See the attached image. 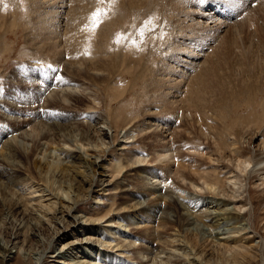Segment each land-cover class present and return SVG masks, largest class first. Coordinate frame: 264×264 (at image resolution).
<instances>
[{"label": "bare ground", "instance_id": "6f19581e", "mask_svg": "<svg viewBox=\"0 0 264 264\" xmlns=\"http://www.w3.org/2000/svg\"><path fill=\"white\" fill-rule=\"evenodd\" d=\"M84 1L85 0H71L70 3H67L68 1L65 2L64 0H59L58 2H56L55 0H29V3H31V8L35 7L37 9L40 6L46 9V11H43L44 13L39 16L40 18L37 17L36 19L35 17H32L31 15H29L30 21H27V23H25V25H29L30 29L31 27L33 28L32 31L30 32L27 31V34H30L32 36V38L30 39L31 46H32V52L34 53L36 52V54L37 52L45 53L44 56L50 57V59H45V61L29 62L30 64L29 63L28 64L32 67L31 71L35 72L38 69L37 66L39 62L41 63L45 62L46 65L50 64L58 68L59 69L58 74L60 77L62 76L63 71L65 69L66 73L69 76L64 75V77L65 78L70 77L71 83L73 84V85H69L67 83L64 84L65 82H61L59 81V79H52L51 81H46L45 80L47 78L45 77L46 72H43L41 74V76H43L44 79L40 78L39 83H38L36 79L37 77H34L37 74L34 73L33 74L34 76L29 74L30 76H28V78L31 82L30 84L33 85V88H35L34 89L36 93L35 95L41 98L39 99V101H42L41 104L44 102L49 104L50 101H56L62 107L67 106L65 107V109L66 108L69 109L70 107H72V103L75 102V100H77L78 98H82L84 101L90 100L92 104V108H86L87 110H85L86 112H89V115L87 113V115L89 116L88 118L85 114L86 112L83 110L84 111L83 114H85L86 117L82 115V117H84L85 119H83V121L80 120L79 123L77 122L78 119L77 121L74 120L73 117L75 115L71 116L73 114V111H76V110L72 111L70 109L71 110L70 112H72L71 115L69 114V115L64 116L58 112L53 113L50 116L48 115L47 124H49L48 122H51L53 123V127L54 126L55 127L54 128L45 127V129L44 128L41 129L43 121L38 122L39 121L38 120L35 123L33 120H31L32 119L31 117L30 119L29 117H25L24 115L23 116L25 118L21 120L20 116L12 117L10 116V114L6 112H2L0 110V119L3 121V123L4 122H8V123L14 122L18 125V127H16L15 129H9L6 127V125H3L5 126L4 132L0 134V163L2 164V166H0V204H2L1 207H3L4 204L8 205V208L5 207L6 205L3 207L6 213L5 216L7 215V217H12V215L14 216V213H16L21 218L20 219L22 220L21 223H24L23 221L33 218L34 220L37 221L36 223L38 224L37 231H39V229H41L39 227H42V226L47 227V228L48 226L50 227L51 223H54L55 225L54 224L52 225L56 227V228H51L50 230L48 229V231L55 229L53 231V234L49 237V239H45V240L38 239L40 240L38 243L40 245L42 244L44 245H42V248H40V250H37V251L36 249L38 248L36 249L33 248V250H35L36 252H33L30 249H26L24 244L21 245L22 244L21 240H23L21 230L24 228V227L22 228V226L24 225L15 224L14 228L16 229V231L15 233L11 235L10 240L5 239L6 240L5 241L3 239L4 238L2 235L3 233L2 234L0 233V264H10L11 261L14 260L15 256L13 254L15 253L14 251L15 249L16 250L19 249L17 255H18L19 260L22 261L23 264H148L151 261L147 263V260H145L147 259V254L148 255L154 254L153 252H155V250L156 252L159 251L160 253L162 251L164 252V250H170L172 249V247L173 248L174 247L177 248L179 246L183 247L182 236H184L183 231H184V226L186 224L185 223L186 218L184 221L180 220L177 223H173V224L172 223L169 224L167 221L165 222V221L160 220L162 222L159 225L157 224L153 227L152 226L150 227L151 222L147 221V205L144 206L143 203L140 204L139 202H138V206L139 207L141 206L139 210L137 209V207L129 206L126 204H124L126 205L124 206L122 204L118 206L117 209L115 208V210L112 209L111 207L110 210H108L106 213H102L100 211L101 206L104 207L107 204L106 201L108 202L110 196H112L111 194L114 191L117 192L115 193V195L119 194L118 192L124 195L125 194L128 195L131 193L130 195L133 197L147 198V133L148 134L152 133L151 137L154 139V143H156L155 153L158 152L156 154L157 157H154L155 160L153 161L158 162L161 160H165L167 162L166 165H169L168 164L169 162L176 160L175 158L176 153L172 150L173 148L170 147L172 145L171 143L172 137L176 134L182 133L183 129L174 128V131H171L169 133L167 131H164V129H161L160 125L158 126L157 124L156 125L154 124V120L157 117V115L158 116L160 115L159 110L163 106V103L160 104L159 100H157L156 98V97H159L157 93L159 91L158 86L161 90L160 92L165 91V93L164 92L162 93L163 97L165 96V102H166V97H169V95L173 91L170 87L173 80L170 79L171 77L169 78L163 77L162 76L163 74L159 75V77L157 76L156 78V82H157L156 90L150 89L153 85L152 83H156L154 81L155 79L151 78L153 76L150 77V80L152 79L151 81L146 82L145 78H144L145 81L142 80L144 81V83L146 82V84H144L143 86L142 96L140 95L143 99L140 105V117H141L140 120L137 119V117H139L137 116V114L134 117L132 116L133 118L128 113L127 115L126 112H123L124 110L122 111V109L120 108V105L119 107L113 109V111L109 112V114L108 113L102 114L99 111V107L101 106V103L100 101H98L97 93L101 91L102 87H106V92H109L110 94L113 93L115 97L118 96L116 95V93L118 94L119 90L115 86H116V77L118 76L119 72L120 73L127 72L128 74L133 76V74H135L138 71L140 75H147V62H148L147 60V55H148L147 54V36L145 38H142V40L140 41V43H138L137 46H133L131 43H128L125 41H123L124 42L123 43L122 42L123 39L120 41L119 44H117L115 43L116 35L112 31V27L114 25H117L118 21H124V23L127 24V30L125 31V33L127 34L135 33L136 26L138 25L139 19L145 20L144 17L146 18L147 16V13H146L147 11L144 10L147 8L146 7L147 0H127V1L126 0L125 1L116 0V2L113 4L104 5V7H106L109 10L108 15L104 17V22L100 24V26L94 32H91L85 28V25L89 23V17L91 16V14H90L89 5L87 3L83 4ZM26 2H28V0ZM144 5L146 8L143 7ZM202 6L203 8H206V4H202ZM67 7H69V10L67 11V16L66 15H65L66 17L62 16V14L65 13V10L67 9ZM181 7L179 6V8ZM36 9L32 11L37 12ZM165 10L166 9L164 6H162V8L159 9V11L161 12V15L162 13L166 12ZM16 11L18 10L16 9ZM215 11L216 12L211 15L216 20H218L219 22L223 24L230 25V22L232 21L230 14L225 12L223 9H218ZM143 12L146 13V16L144 15ZM189 12H186L185 9H183V12L182 11L180 12L182 13L180 17L184 18L182 20L184 24L187 19V21H189V25L194 26V28L201 27L203 29L207 28V30L212 31V32H219L218 28L221 26H216L212 23L208 24V21H209L208 18H202L196 12H191V13ZM54 15L58 16L61 23H63L67 18L66 21L68 25H67V29L65 30L64 34L62 33L59 35L57 31L59 35L58 37L60 38V39L58 38V40L62 41L63 43H60L58 46L56 44H53V45H56L57 50L52 52L51 50L55 46H53L52 48H49L51 44L49 43L50 42L49 40H52V37L54 38L53 36L54 34H51V33H53L55 30L52 29L53 27H50V25L52 24H48L46 22L42 24L43 23L42 18L44 16L46 18L47 17L50 18L47 21L51 23L53 21L54 22L56 21L55 20L56 18L54 17ZM39 19H41L39 22H34L35 20L37 21ZM174 21H173V24L169 23V21H166V24H167L166 26L172 27L171 24L174 25ZM25 29L28 30L29 28H25ZM180 30H181L182 36L181 37L178 36L175 43L172 42L173 41V38H172V41L170 42L174 43L173 45L175 46V48L174 46L170 45V49L173 48V51L179 50V52L180 50H182V52L184 53V55L182 56H185L188 58L193 56L197 58L200 54L193 51L194 49L192 47L193 44L191 45H188L189 43L185 44L186 40L188 41L189 39L193 37L187 36L184 33H182L183 29H180ZM42 37H44L45 39H43ZM61 38L63 40H61ZM178 39L180 40L184 39L185 41H180ZM52 43H56V42H52ZM164 43L163 45L167 46ZM44 44H48V45L45 46ZM188 47H190V51L192 49V51L194 52L193 54L188 55V51H189ZM233 47L234 46H231L230 48L233 49ZM222 48L223 47H220L218 50L213 51L211 54H208L209 57H207L208 55L206 57L209 59L205 60L199 68L196 67V71L193 73L194 74L193 79L191 78L192 82L190 80V83L187 84V87H185L184 91L182 92V94L187 95L188 105L190 104L193 107L194 102L198 101L199 106L201 107L202 110L206 108L208 109L207 105L206 106L201 105L206 99L204 98L203 100L202 99L203 96L200 97L201 96L200 94L203 93L207 85L209 86V89L212 87V84H211L212 82L210 81L211 79L209 78V76L213 74L215 75L214 73L215 64L213 65L212 61L216 58V54H217L216 52L221 50ZM158 53H159V50H158ZM167 58H168V61H172L177 64H179L182 61L181 58L173 59L169 55L167 56ZM154 60H156V58H154ZM179 66H181V64ZM60 68L62 70H60ZM150 70L149 72L152 71ZM167 71L168 70H166V72ZM172 72L174 75H177L176 74L177 70L172 69ZM153 73L151 72V75ZM261 76L263 79V74H261ZM261 76L258 75V76H253L251 78L249 77V80L248 78L247 80L248 82H250L252 78L255 80L261 79ZM216 79H217L218 84L223 88V91L225 92V97H224L225 99H218L216 101V104H213V105L210 102L211 103L210 107L217 114H218V110H219V114H220V111L222 110L228 111L231 114L232 109L228 108L230 103L232 102L230 99L232 98L233 100L234 96L238 97L237 95L239 93H237L238 91L236 92V90L235 91L233 90L234 88L233 86H232L233 88L228 89V87L225 86L226 84L225 85L223 84V81L225 82L226 79L219 77V76H217ZM44 80H45V85H47V87L49 86L47 82H50V84L53 82V84L50 87L51 89L49 88L50 90L47 89V87L46 88L41 87ZM183 81L184 80H182L181 82ZM148 82H151V83H148ZM69 83H70V80H69ZM256 83L257 82L255 81L254 84L252 85L249 84L250 86L248 85L247 88L243 92H247L249 95H253L258 90L259 93H264V91L262 92V90H264V85H262L260 88V85ZM240 86L242 85L240 84ZM251 97L254 98L255 95ZM228 101L230 103H228ZM50 103H53V102H50ZM172 104L174 106H178L179 102L177 100L176 101L174 100ZM43 105L45 106V104ZM74 105L75 104H73V108H74ZM147 105L151 106L148 110H147ZM160 105L162 106L160 107ZM168 105L170 107H173V105H171L170 102L168 103ZM262 105L264 106V102ZM82 106H78V107L80 108ZM164 106H165V103H164ZM31 107L33 108L35 106H31ZM64 107H63V110H64ZM211 108H209V110ZM230 108H233V107L230 106ZM225 111L223 112V114H225ZM133 112H136V110ZM77 114H80V113L77 112ZM175 115H173L174 118L176 117ZM147 119L150 121V123L149 121L147 123ZM63 121H70L69 127L65 125V123L61 125ZM234 121H233L234 125L232 124V122L230 124H232V126L237 128L239 133H241V124H240L241 122L238 123L236 122V120ZM258 122H259V119L253 122L257 125L255 128L258 127V124H257ZM79 124H81V128L78 127ZM225 129H228V128L225 127ZM225 129L224 131H226ZM229 129L227 130V133L229 132ZM39 130L42 131V134L39 133ZM232 132H231L232 134L236 133L234 131ZM217 135H220V134H217ZM226 136H228V134L225 135V137ZM34 138H37V140H35ZM234 139L235 138H233V140ZM52 140H54L55 142L58 141L57 143L59 146L55 142L54 143L57 145L55 147L59 148L58 153L59 152L60 153L59 154L57 153L54 156H50V154L52 153L49 152L50 154L47 155V157H45V154L42 153L43 147L48 145L49 142ZM229 140L231 139L229 138ZM256 141L258 142V144H256L257 146L255 145ZM230 145L233 146V148L231 147L233 149V152L231 154V160H228L229 162L228 166L231 168H235V167L238 168V170L243 172L248 177L247 180L249 179V177L250 178L254 177L253 181H255L256 178H258L259 181L263 182L264 181V135L261 134V132H256L255 141L250 143L246 147L243 146V143H239L237 140H234L233 143H231ZM235 145H237V147H235ZM252 145H254V148L252 147ZM143 148H146V149H143ZM20 157L21 158L28 157L29 159L31 160L33 159L35 162H38L39 164H42V163L46 164L45 162H47L48 166L47 164L43 165V166H46L45 167L46 173H43L44 176L37 177V178L44 177L43 179H46V181L44 182L43 180L42 182L43 184L47 182L46 183L47 187L48 185H51L49 183L48 178L50 179L52 178L53 180L51 179L50 182L52 181L53 182L52 184H55L56 186H57L56 182L59 184L64 183V185L66 186V189L68 188L67 189L68 191L64 192L63 191L64 187L62 188L60 187V185H59L60 187L59 189L62 188L63 190L61 189L59 191L58 190L56 191L55 189L51 190V188L54 187V186L52 187V185L50 187L51 191L50 190L46 191L43 188L44 185H39V186L37 184L33 185V182L32 183L29 182L30 181L28 179L29 177H27L26 175L25 177L24 174L22 175V173L19 172L20 171L19 164L16 163L15 160L19 161ZM106 157H109L110 160L103 161V158H106ZM206 157L208 156L206 155ZM223 159L221 161H223ZM210 162L212 163V160ZM124 165L125 166L127 165L126 166L127 169L129 168L132 169L133 168L132 166H134L135 169H137L138 173L142 174L140 175V178L142 180L143 186L138 187V188L135 187V185L137 184L135 183L134 185L133 183L134 180H137V176L135 174H134L135 176L133 175L134 176L133 178L131 175L129 179L127 177L129 173L128 174L126 173L125 177H121L122 172H124L125 170ZM178 165L180 166V164ZM41 168L43 169V167ZM223 169L225 170L226 168H223ZM42 172H44V170L43 171L41 170V172L39 171L40 174ZM195 172L198 173V171H195ZM229 174L230 173H228V175ZM230 176L232 175L230 174ZM41 180H39V183L41 182ZM65 181H67V183H65ZM228 183L233 184L234 186H238L240 189L244 188L243 183H240L237 175H233L228 180ZM105 184L107 185L106 187H104ZM210 184H207V185L209 187H215L214 185L215 183L214 184L212 183V185ZM99 187L101 188L103 187V188L100 189ZM99 191H104V192L110 191V193H107L101 196L99 195L100 193ZM68 192H70L71 195H69ZM82 193H85V195ZM92 193L98 194L97 196L98 200H95V204L97 206L95 208L96 210L93 213V215L95 216L99 215V212H101L102 216L100 218H97V217L93 218L90 216L91 214L89 215L90 216L89 217L85 215L82 209L80 208L81 205H83L84 202H86L89 199V196ZM258 193H260L259 190H258ZM200 199L201 198L197 196L196 194H192L191 196L183 197L182 199H180L179 205H180L181 210L183 211V214H185V211L190 212L189 211L190 205H192V203H194L196 200L198 201ZM220 200L223 201L224 203V205L222 204L223 206H221L220 203L216 204L214 206H211L209 208V211L208 210L206 211L205 216H202V214H200V216L203 217L201 219L204 222V224L211 225L214 222H216L215 220L218 221V220L224 219L223 217L225 215H233L236 217L238 216V214L233 212L234 209H232L230 206L232 202L226 200L221 195H220ZM263 201L260 200V202H263ZM114 205L115 204H113V206ZM0 211H1V208H0ZM0 215L2 216L1 212H0ZM197 216L200 217L199 215ZM10 220H12V218ZM220 224L221 223L219 222V225ZM27 226H28V223H27ZM5 227L7 228V225ZM31 228H29V230ZM115 229H117L118 231L112 234L107 233L108 230H115ZM23 233H24V229H23ZM186 233H187V230H186ZM233 233L235 232L233 231ZM112 235L115 237H112ZM185 236H186L187 241L191 244V245L189 244V247L190 246L191 248L193 247L198 252V254L201 255L203 260H205L208 257L213 256V253L208 249V247L196 241L194 239L195 237L191 238L190 237L191 235L190 236L185 235ZM124 237L126 238V240H122V238ZM186 239L183 238L184 241ZM231 253L232 254L229 255V258L232 257L231 259H233V256L234 257H236L237 255L241 256L240 253L238 252L233 251ZM223 257H225V255ZM135 259H137L138 261ZM192 260H193L192 262H188L186 264H194V262L198 261L199 259L197 260V258H194ZM168 261L169 260H166V262ZM168 264H172V263H168Z\"/></svg>", "mask_w": 264, "mask_h": 264}, {"label": "rangeland", "instance_id": "374dc122", "mask_svg": "<svg viewBox=\"0 0 264 264\" xmlns=\"http://www.w3.org/2000/svg\"><path fill=\"white\" fill-rule=\"evenodd\" d=\"M26 1L27 0H23V2H21V0H14V1L3 0L2 2H0V44H1L0 45V110L2 112H6L10 114V116L12 117L20 116L21 120H23L25 117H29V118L31 117L32 119L31 118L30 119L33 120L35 123L38 120H39L38 122L43 121L44 123L42 122L41 129L43 128L45 129V127L46 128L55 127V126L53 127V123L51 122H48L50 125L47 124L48 115L50 116L51 114L56 113V112L64 116L69 115V114L71 115L72 112L70 111L76 110V111H73V114L71 116L75 115L73 118L76 121L78 119L77 122L79 123L80 120L83 121V119H85L84 117L86 116L87 118L89 117L88 116L89 112H86L85 110H87L86 108H92V104L90 100L84 101L82 98H78L77 100H75V102L72 103V107H70L69 109L68 108L65 109V107L67 106L65 107L63 106L64 107V110H63V107L56 101H50L53 103H50L48 101L49 104L46 102L41 104L42 101H39V99L41 98L35 95L36 94L34 90L35 88H33V85L30 84L31 82L28 76L30 75L34 76L33 75L34 73L37 74L34 77H37L36 79L39 83V79L43 78L41 74L45 72L44 69L46 68L47 65L45 64V62H42V63L39 62L37 66L38 69L35 72L34 71L32 72L31 71L32 67L29 65L30 64L29 62L45 61V59H50V57L44 56L45 53L37 52L36 54V52L35 53L32 52V46H31V41H30L32 36L30 34H27V31L30 32L33 30V28L31 27L30 29L29 25H25L27 21H30L29 15H31L32 17H35L36 19L37 17L40 18L39 16L43 14L44 13L43 11H46V9L40 6L37 9L35 7L31 8V3H29V0L28 2ZM55 1L58 2L59 0H55ZM64 1L65 2L68 1L67 3H70L71 0H64ZM85 3H87L90 7V14L94 12L95 9L97 8L96 0H85L83 4ZM202 4H206V8H203ZM162 6L165 7L166 12L162 13L161 15V12L159 11V9L162 8ZM179 6L180 7L182 6V7L179 8ZM69 7H67V9L65 10V13L62 14V16H65V15L67 16V11L69 10ZM143 7H145V5ZM146 7H145L146 9L144 10L147 11L146 12L147 16H146V13H144L145 12L144 11L143 13L146 16V18L144 17L145 20L139 19V22L136 28L139 27L141 23L146 21L147 19L151 17H156L155 24L153 25V27H156V31L154 34H149L147 36V54H148L147 55V60H148L147 75H140L138 71L135 74H133V76L128 74L127 72H121V73L119 72L118 76L116 77V86H115L119 90V93L118 94L116 93V95L118 96L115 97L113 93L110 94L109 92H106V87H102L101 91L97 93L98 101H100L101 103V106L99 107V111L102 114L104 113L109 114V112L113 111V109L119 107L120 105V108L122 109V111L124 110L123 112H126V114L128 113L131 117L132 116L134 117L137 114V116H139L137 117V119L140 120L141 119L140 105L143 101L141 97L143 94V90H142L143 86L144 84H146L147 81L152 80V79L150 80L151 76H153L151 78L155 79L154 81L156 82L157 76L159 77V75L163 74L162 75L163 77L165 78L171 77L170 79L173 80V82L171 83V85L173 86L170 85L173 91L171 92L169 97H166V102H165V96L163 97V94H162L163 92L165 93V91L160 92L161 90L158 86L159 91L157 93L160 98L159 97H156V98L157 100H159L160 104L163 103V106L160 105V107L162 106L160 110L158 109L160 117L157 115V117L154 120V124L155 125L157 124L158 126L160 125L161 129H164V131H167L169 133L171 131H174V128L183 129L182 130L183 132L176 134L172 137V140H171L172 145L170 147H172L173 149L172 148L170 149H172L177 155L175 154L176 160L169 162L168 163L169 165H166L167 162L165 160H161L158 162L153 161L155 160L154 157H157L156 154L158 152L155 153L156 143H154V139L151 137L152 133H149V134L147 133V198L133 197L130 195L131 193L128 195L126 194L124 195L118 192L119 194L115 195V193L117 192L114 191L111 194L112 196H110L108 202L106 201L107 204L104 207L101 206L100 211L102 213H106L108 210H110L111 207L112 209L115 210V208L117 209L118 206L122 204L137 207V209L139 210L141 208V206L140 207L138 206V202H139L140 204L143 203L144 206L147 205V221L151 222L150 227L151 226L153 227L157 224L159 225L162 221H165V222L167 221L169 224L170 223L173 224V223H177L180 220L184 221L186 218L185 220L186 224L184 226L185 232L183 231L184 236H182L183 247L182 246H179L180 248L172 247V249L170 250H164V252L163 251L160 252L162 256L160 255L159 251L156 252L155 250V252H153L154 254H151V255L147 254V259L145 260H147V263L151 261L148 264H166V263L167 264L168 263L186 264L188 262H192L193 261L192 259L194 258H197V260L199 259L198 261H195L194 264H199V263L200 264H204V263L205 264H219V263L220 264H224V263L225 264L227 263L228 264H264V204H263L264 202L263 201L264 200V192H263L264 191V181L261 182L258 180V178H256L255 181H253L254 177H251V178L249 177V179L247 180L248 177L243 172L238 170V168L236 167L231 168L228 166V163H229L228 160H231V154L233 152V149H232L233 146H231L230 144L233 143L234 140H237L239 143H243V146L246 147L250 143L255 141L256 132H261V134L264 135V112H263L264 106L262 105L264 102V93H259V91L257 90L256 92L257 94L254 93L253 95H255V97L252 98L251 96L253 95H249L247 92H243L249 84L252 85L255 83V81L257 82L256 84L260 85V88L262 85H264V69H263L264 68V47H263L264 46V0H179V1L178 0H175V1L174 0H147ZM16 9L18 11H16ZM35 9L37 10V12L32 11ZM183 9H185L186 12L190 11L189 13L196 12L202 18H208L209 19L208 24L212 23L216 26H221L218 28L219 32H212V31L207 30V28L203 29L201 27L194 28V26L189 25V21H187V19L184 24L182 22L184 18L180 17L182 14L180 12L181 11L183 12ZM218 9H223L225 12L231 15L232 21L230 22V25H226V24L219 22L211 15V14H214L216 12L215 10H218ZM44 17L42 18L43 23L42 22L40 23L44 24L46 22L48 24H52L50 25V27H53L52 29L55 30V31L53 30L54 32L51 33V34H54L53 35L54 38L52 37V40H49L50 41L49 43L52 44V46L50 44L49 48H52L53 46H55L51 50L52 52H54L55 50H57L56 45L58 46L60 43H63L62 41L58 40L59 38L58 36L62 33L63 34L65 33V30L67 29V25H68L66 21L67 18L63 23H61L58 16L54 15V17L56 18L55 19L56 21L49 23L47 20H49L50 18L47 17L48 18L47 19L46 17L45 18ZM40 20L41 19L37 21L35 20L34 22H39ZM166 21H169V23H172V24L174 21V25L171 24L172 27L168 26L169 27L168 28L166 26L167 25ZM25 28H29V29L26 30ZM180 29H183L182 33H184L185 35L193 37L189 39L188 41L186 40L185 44L187 43H189L188 45L193 44L192 45V47L194 48L193 51L200 54L197 58L193 56L188 58V57L182 56L184 55L182 50H180L179 52V50L173 51V48H171L172 50L170 49V45L174 46L173 44L175 43L177 37L182 36ZM126 30H127V24H125L124 21H118V24L112 27V31L115 35H117L118 33H125ZM42 38L45 39L44 37ZM172 38H173V41H172ZM61 40L63 39L61 38ZM123 41L127 42L124 39L122 40V42ZM170 41L174 43H171ZM180 41H185V40L183 39ZM52 42H56V43H52ZM163 43L166 44L167 46L163 45ZM48 44H44V45L46 46ZM53 44H56V45H53ZM231 46H234L233 49L230 48ZM220 47H223V48L216 52L217 53L216 58L212 61L213 65L215 64V68H214L215 75L213 74L209 76V78L211 79L210 81L212 82L211 83L212 89L211 88L209 89V86L207 85L203 93L200 94L201 95L200 97L203 96L202 99L204 100L205 98L206 100L204 102L207 103L206 104L203 102V104L205 105L203 104L201 105L202 106L207 105L208 109L206 108L207 110L206 109L202 110L201 107L199 106L198 101L194 102L193 107L190 104L188 105L187 95L182 94V92L184 91V88L187 87V84L190 83V80L192 82L193 75H194L193 73L196 71V67L199 68L205 60L209 59L207 58L209 57L208 54H211L213 51L218 50ZM158 50H159V53H158ZM188 50H189L188 55H191L194 53L192 49L190 51V47H188ZM168 55L173 59L181 58L182 61L179 64L174 63L172 61H168V58H167ZM154 58H156V60H154ZM180 64L181 66H179ZM172 69L177 70L176 72L177 75L173 74ZM60 70L62 69L60 68ZM149 70L152 73L153 72L154 73L151 75V72H149ZM166 70H168L169 72L168 71L166 72ZM261 74H263V79H262ZM64 75L69 76L66 73L65 69L62 74L63 79L62 80L59 79V81L65 82L64 84L67 83L69 85H73L71 83L70 77L65 78ZM258 75L261 76V79L255 80L252 78V80L248 82L249 77L251 78L253 76H258ZM217 76L226 79L225 82L223 81V84L224 85L226 84L225 86L228 87V89L234 87L233 90L234 91L236 90V92L238 91L237 93H239L237 95L238 97L234 96L233 100L232 98L230 99L232 101L231 103L228 101V103H230L228 108L232 109L231 114L225 110L220 111V114H219V110H218V114H219L218 115L210 107V104L211 103L212 105L216 104V101L218 99H225L224 98L225 92L223 91V88L218 84L217 79H216ZM45 77H47L45 79L46 81H51L52 73L46 72ZM144 78L146 79L145 83H144L145 81ZM45 80L43 84L41 85L42 88L47 87V85H45ZM69 80L71 84L69 83ZM182 80L184 81L181 82ZM148 83H151V82H148ZM47 84L49 85L47 89H49L51 85L53 84V82L51 84L50 82H47ZM152 84H151L152 87L150 89L156 90L157 82L152 83ZM215 84L216 85L218 84L217 87ZM240 84L242 86H240ZM263 91L264 90H262V92ZM174 100L175 101L177 100L179 102L178 106H174L172 104ZM169 102L171 103V105H173V107H170L168 105ZM164 103H165V106H164ZM43 104H45V106ZM73 104H75L74 108H73ZM183 104L188 107L184 106ZM76 105L82 106V107L79 108ZM31 106H35V107L32 108ZM230 106L233 108H230ZM150 107L151 106L147 105V110ZM209 108L211 109L209 110ZM134 109L136 110L137 113L133 112L135 111ZM83 110L86 112L85 113L86 116L85 114H83L84 113ZM224 111H225V114H223ZM77 112L80 113L81 115L77 114ZM82 115L84 117H82ZM173 115H175L176 117L174 118ZM232 116L234 119L232 118ZM258 119H259V122L257 123L258 127L255 128L257 125L253 122H255ZM234 120H236V122L238 123L241 122L240 123L241 133H239L237 128L232 126V124L234 125V122H235ZM148 121L149 120L147 119V123ZM231 122L232 124H230ZM2 123L3 121L0 119V134L4 132L5 126L3 125H6V127L9 129H15L16 127H18V125L14 122H9V123L4 122L3 124ZM64 123L65 125L69 127L70 121H63L61 125H63ZM78 127L81 128V124H79ZM225 127L228 129L230 128L228 133H227L228 129H225ZM224 129L226 131H224ZM40 131L41 130H39V133L42 134V131L41 132ZM230 131L231 132L234 131L236 133L232 134L233 132L231 133ZM216 133L220 135H217ZM226 133L228 134V136L225 137V135H227ZM229 138L231 140H229ZM233 138L235 139L233 140ZM34 139L37 140V138H34ZM52 141L53 143L55 142L54 140ZM52 141H50L51 144L49 142L48 145L44 146L45 148L43 147L42 153L45 154V157H47V155H49L50 153H52L50 154V156H54L58 153L59 148L55 147L58 145L57 143L58 141L56 140L57 142H55L57 145L55 143L53 144ZM256 144H258L257 141L255 142V145ZM235 147H237V145H235ZM252 147L254 148V145H252ZM143 149H146V148H143ZM206 155L208 157H206ZM222 159L223 161H221ZM32 160L29 159L28 157L27 158L20 157L19 161L15 160L16 163L19 164V170H20L19 172H21L22 175L24 174V176L26 175L27 177H29L28 178L30 180L29 182L31 183L33 182V185H36V184L38 186L44 185L43 188L46 191L50 190L51 185L52 187L53 186L55 187V188L54 187L51 188V190L55 189L56 191L57 190L59 191L64 187L63 188L64 190L63 189L62 190L64 192L68 191L67 190L68 188L66 189V186L64 185V183L59 184L56 182L58 187L55 184H52L53 182L52 181L50 182L52 178L51 179L48 178L49 183L51 184V185H48L49 187L48 189L46 185L47 182L45 184H43L42 182L43 180L45 182L46 179H43L44 177L37 178V177L44 176L43 173H46L45 172L46 166H43V165H46L47 162H45L46 164L44 163L39 164L38 162H35L34 160L33 161ZM104 160L109 161L110 159L109 157H106V158H103V161ZM209 160L210 161L212 160V163ZM213 160H215L216 162ZM176 163L180 164V166ZM0 166H2L1 163H0ZM126 166L124 165L125 170L124 172H122L121 177H125L126 173L127 174L129 173V175H127L128 179L129 177H131V175H132V178L136 175L137 180L133 181L134 185L135 183H137L135 187L138 188V187L143 186L142 180L140 178V175L142 174H139L137 169H135L134 166H132L133 168L131 167L132 169L130 168L127 169ZM41 167H43V169ZM38 168H40L42 171L44 170V172L40 174L39 171L41 172V170ZM223 168H226V169L224 170ZM195 171H198V173H196ZM228 173H230L232 176L237 175L240 183H243L244 188L240 189L238 186H234L233 184L228 183V180L232 177L230 176V174L228 175ZM39 180H41L40 183H39ZM65 183H67V181H65ZM212 183L213 184L215 183L214 184L215 187H209L207 185V184L212 185ZM254 183L257 185H255ZM59 185L60 187H62L61 189H59L60 188ZM106 186L107 185L105 184L104 187ZM99 188L102 189L103 187L102 188L99 187ZM258 190L261 194L258 193ZM99 192H100L99 195L101 196L107 193H110V191L108 192L99 191ZM68 193L69 195H71L70 192ZM82 194L85 195V193H82ZM192 194H196L201 199L198 201L196 200L194 203H192V205H190L189 207L190 212L185 211V214H183V211L181 210L180 205H179V200L182 199L183 197L191 196ZM220 195L224 197L226 200L232 202L230 206L232 209H234L233 212L238 214V216L236 217L233 215H225L223 217L224 219H221L218 221L215 220L216 222H214L211 225L204 224V222L201 219L203 217H201L200 214H202V216H205L206 211L207 210L209 211V208L216 204L220 203L221 206H223L224 203L223 201L220 200ZM97 196L98 194L92 193L89 196V199L86 202H84L83 205H81L80 208L82 209L85 215L89 216L91 214L90 216L93 218H96V217L100 218L102 216L101 212H99V215H96V216L93 215V213L96 210L95 208L97 206L95 204V200H98ZM259 198L263 202H260ZM113 204L115 205L113 206ZM1 206L2 204H0V208H1L0 212L2 213V216L0 215V229H1L0 233L1 234L3 233L2 234L4 237L3 239L10 240L11 235L15 233L16 231V229L14 228L15 224H18V225L22 224L24 225L22 226V228L24 227L23 228L24 233H23V229L21 228L22 229L21 230L22 239H23L21 240L22 242L21 245L24 244L26 249H30L33 252L40 250V248H42V245H44V244L40 245L38 243L40 240L38 239H41V240L49 239V237L53 234V231L55 229L51 231H48V229L50 230L51 228H56L54 226L55 224L51 223L50 227L48 226L47 228V227L42 226V227H39L41 229L37 231L38 224L36 223L37 222L36 220L31 218L26 221H23L24 223H21L22 220H20L21 218L16 213H14V216L12 215V217H7V215L5 216L6 213L3 207L5 206L6 208H8L7 204H4L3 207ZM197 215H199L200 217H198ZM11 218L12 220H10ZM31 222L34 224H32ZM219 222L221 223L220 225H219ZM27 223H28V226H27ZM6 225H7V228L5 227ZM29 228L31 229L29 230ZM43 229H45L46 231ZM186 230H187V233H186ZM116 231L118 230L117 229L108 230L107 233L112 234ZM233 231L235 233H233ZM185 235H189V236L191 235L190 236L191 238L195 237L194 239L196 241L208 247V249L213 253V256L208 257L205 260H203L201 255H199L198 252L193 247L192 248L191 246L189 247L190 243L187 241ZM112 237H115V236L112 235ZM183 238L186 240L184 241ZM122 240H126V238L124 237L122 238ZM33 248L35 249L38 248V249H36L35 251L33 250ZM18 250L19 249L14 250L15 253L13 255L15 257H14V260L11 261L10 264H23V262L20 261L18 258V255H17ZM233 251L240 253L241 256L237 255L236 257L233 256V259H231L232 257L229 258V255L232 254L231 252ZM224 255L225 257H223ZM200 258L202 261L200 260ZM224 258L225 259L227 258L226 259L227 261ZM165 259L169 261L166 262Z\"/></svg>", "mask_w": 264, "mask_h": 264}, {"label": "snow or ice", "instance_id": "6c2138e0", "mask_svg": "<svg viewBox=\"0 0 264 264\" xmlns=\"http://www.w3.org/2000/svg\"><path fill=\"white\" fill-rule=\"evenodd\" d=\"M0 2H2V0H0ZM21 2H23V0H21ZM115 2L116 0H96L97 8L91 13V16L89 17V23L85 25V28L91 32H94L100 26V24L104 22V17L108 15L109 10L104 7V5L113 4ZM155 19V17H151L142 22L141 25L136 28L135 33H118L115 38V43L119 44L120 41L124 39L133 46H137L142 38H145L149 34L155 33L156 27H153ZM44 70L45 72H51L53 74L52 79H63L62 77L58 76L59 69L50 64L47 65Z\"/></svg>", "mask_w": 264, "mask_h": 264}]
</instances>
